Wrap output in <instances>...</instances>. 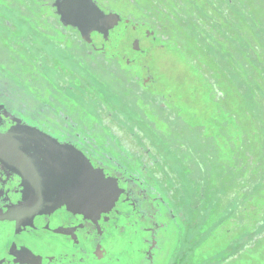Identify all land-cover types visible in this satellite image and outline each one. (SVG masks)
I'll return each mask as SVG.
<instances>
[{
	"label": "flooded vegetation",
	"instance_id": "1",
	"mask_svg": "<svg viewBox=\"0 0 264 264\" xmlns=\"http://www.w3.org/2000/svg\"><path fill=\"white\" fill-rule=\"evenodd\" d=\"M79 1L118 25L87 33L76 0H0V135L15 153L0 156V264H242L262 254L264 213L242 218V173L238 219H226L233 228L204 216L209 182L231 160L251 163L257 185L264 176V96L254 88L260 133H242L250 115L230 105L225 41L231 17L253 18L256 56L243 47L242 77H264V0ZM122 27L139 35L134 53H150L145 39L159 44L203 80L206 119L195 110L192 124L152 92L148 65L109 55ZM242 228L257 231L244 245Z\"/></svg>",
	"mask_w": 264,
	"mask_h": 264
},
{
	"label": "rangeland",
	"instance_id": "2",
	"mask_svg": "<svg viewBox=\"0 0 264 264\" xmlns=\"http://www.w3.org/2000/svg\"><path fill=\"white\" fill-rule=\"evenodd\" d=\"M239 9L235 8V13H240ZM255 24L253 18L247 16H235L230 18V33L225 36V41L227 47L230 49L229 55V63H230V89H231V107L235 109L238 105L242 106L243 112H247L250 115L251 124L242 123V133L243 130L252 129L256 130L257 133H260L258 128L262 126L256 125V121H259L260 118V103L257 102L254 98L255 90L264 96V77L261 79H257L253 74V77H242V51L243 47L246 45L247 50L249 48L255 54L256 47V32H255ZM264 26V24H262ZM124 28H119L114 32L111 43L107 45V49L109 55H116L119 59L122 58L123 55L128 54L129 58H132L136 61V66L148 65L151 67V74L154 76V83L150 87V90L155 93H159L160 95H164L168 101H170L173 105L181 108L184 113H186L187 120H189L192 124L196 122L194 120V116L196 113L195 110L200 114L203 119H206L207 110L211 108L210 105L205 103V91L207 87L203 80L199 77H196L194 73L190 71V68L183 64L181 60L175 55H173L168 48L161 47L159 44H152L145 39L141 42L142 50H148L150 47L152 50L146 56L141 54H136L132 51V44L135 40L136 36L139 35L132 33H125ZM250 38V39H249ZM246 39V40H245ZM244 40L246 44L244 43ZM218 54V51H216ZM253 67H256V58L252 60ZM252 67V68H253ZM253 73V69L251 70ZM236 90H240L241 92L236 95ZM208 91V90H207ZM240 98V99H239ZM243 100V101H242ZM202 111V112H201ZM216 111L213 109V117L216 116ZM264 116V115H263ZM209 121V120H208ZM203 124L206 125V120H204ZM164 128L163 126H160ZM264 131V126H263ZM230 133L235 139V144L237 147L240 146L239 138L241 137L239 133V128L236 127L234 123H232L230 128ZM216 130L211 129L209 126V135H215ZM260 136L257 135V139ZM252 141L255 142V139L252 138ZM244 143L248 144V141H242V146ZM219 145L223 147L224 152L228 153L227 145L222 139L219 141ZM262 151L260 154L264 156V144L262 146ZM232 153L231 156H227L226 159L230 160V158L234 155L232 149H230ZM259 155V154H258ZM257 157L256 155H254ZM222 159V157H221ZM264 160V158H263ZM253 164V160L251 161ZM255 162V161H254ZM256 163V162H255ZM230 171L226 172V176H221L214 172V178L209 182V191L213 193V197L210 200L209 204L214 203L213 207L208 208L205 212L206 215L204 217H209L213 221H217L220 219V223H224L228 226H233L226 220L227 218H236L238 219V213L240 208V195L239 192V184L237 183L238 179L241 176L242 169L240 168L245 165L248 170L250 169V164L244 157L242 156V162L232 161L230 162ZM216 165V163H215ZM214 165V166H215ZM216 167V166H215ZM214 167V168H215ZM236 167L238 172L236 174L231 172V169ZM231 172V173H230ZM212 175V176H213ZM230 175V178L228 179ZM230 182L228 183V181ZM227 183L230 189L227 187ZM214 187L215 191L211 188ZM237 189V191H235ZM242 209L245 208L243 213V217H247L251 220L257 219L260 216V213H264V176L261 179V184L257 185L255 182L247 186H242ZM247 191V192H246ZM234 194L233 197L229 199V193ZM231 195V194H230ZM228 197V198H227ZM217 201H219L217 203ZM246 202L244 207L243 203ZM218 204V205H216ZM221 216L225 218V220L221 221ZM203 217V216H202ZM243 221V220H242ZM243 223V222H242ZM237 227V226H236ZM172 232L171 234H173ZM242 245L248 239H252L254 234L257 231H246L242 228ZM251 233L250 237L248 235L247 238L244 239L246 234ZM226 232H224L223 236H226ZM236 234L239 236L238 231ZM217 238V237H216ZM215 238V239H216ZM238 238V237H236ZM242 264H264V250L260 255H245L242 258Z\"/></svg>",
	"mask_w": 264,
	"mask_h": 264
},
{
	"label": "water",
	"instance_id": "3",
	"mask_svg": "<svg viewBox=\"0 0 264 264\" xmlns=\"http://www.w3.org/2000/svg\"><path fill=\"white\" fill-rule=\"evenodd\" d=\"M79 5L82 7L80 8V12L75 13V17L80 19V23L76 24V26H86L89 29H86L87 33H92L93 31L97 32L98 29L103 26L104 24H110V29H113L115 26L118 25L119 19L117 16H110L107 20H102L104 18L103 14L99 12L97 7L92 4L90 1L86 4H81L79 0H76ZM75 3L72 5V8L75 9ZM96 11V12H95ZM102 16V17H101ZM108 34V31L105 35ZM12 139L10 136L0 135V156L15 155L14 148L11 149L9 147V140Z\"/></svg>",
	"mask_w": 264,
	"mask_h": 264
},
{
	"label": "trees",
	"instance_id": "4",
	"mask_svg": "<svg viewBox=\"0 0 264 264\" xmlns=\"http://www.w3.org/2000/svg\"><path fill=\"white\" fill-rule=\"evenodd\" d=\"M240 92H241L240 90H236V95L238 96V93H240ZM247 169L248 168L245 165L242 166V186H247V185L251 184L252 182H255V178L251 177L249 175V173L247 172ZM232 194H233V192H232Z\"/></svg>",
	"mask_w": 264,
	"mask_h": 264
}]
</instances>
